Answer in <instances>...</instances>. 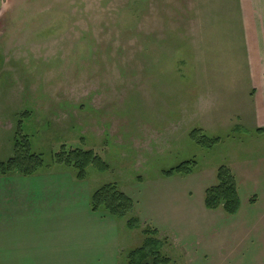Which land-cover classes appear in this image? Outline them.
Instances as JSON below:
<instances>
[{
  "label": "rangeland",
  "instance_id": "1",
  "mask_svg": "<svg viewBox=\"0 0 264 264\" xmlns=\"http://www.w3.org/2000/svg\"><path fill=\"white\" fill-rule=\"evenodd\" d=\"M251 91L237 0H3L0 160L18 129L43 159L32 174L0 175V194L18 195L0 200L3 264H66L68 247L111 241L125 264L145 226L164 240L166 264H264L246 238L264 226ZM194 128L219 140L202 146ZM62 145L107 167L78 178L54 159ZM185 161L190 173L164 174ZM222 165L237 185L233 214L204 204ZM107 183L132 199L126 216L92 209Z\"/></svg>",
  "mask_w": 264,
  "mask_h": 264
},
{
  "label": "trees",
  "instance_id": "2",
  "mask_svg": "<svg viewBox=\"0 0 264 264\" xmlns=\"http://www.w3.org/2000/svg\"><path fill=\"white\" fill-rule=\"evenodd\" d=\"M16 132L13 142V152L6 160H0V175L17 170L23 175L34 173L43 164L40 154L32 153L29 149L28 139ZM256 131H261L258 128ZM189 136L202 146H211L216 143L218 137L206 136L201 128H194ZM54 159L57 163L71 166L76 171L78 178L85 177L86 167L90 164L99 170L107 167L102 158L91 149L66 148L64 145L55 153ZM194 161H185L174 168L166 170L165 175L176 173L188 174L192 171ZM217 183L205 190L204 204L208 209L222 206L226 213L233 214L239 207V195L235 177L227 166H220L216 173ZM92 209L103 208L106 213L122 218L126 216L133 207L132 199L122 192L116 184L107 183L97 188L91 195ZM126 226L130 229L141 227L137 217H129ZM143 239L141 244L126 253L125 264H166L169 257L161 253L163 241L157 237L156 228L145 226L142 228Z\"/></svg>",
  "mask_w": 264,
  "mask_h": 264
},
{
  "label": "crops",
  "instance_id": "3",
  "mask_svg": "<svg viewBox=\"0 0 264 264\" xmlns=\"http://www.w3.org/2000/svg\"><path fill=\"white\" fill-rule=\"evenodd\" d=\"M237 6L240 13L246 66L252 90L249 92L252 122H254L255 130L261 129L260 134L264 133V0H237ZM250 168L252 169L251 180L253 183L260 180L264 181V163L251 164ZM254 194L256 195L257 192ZM13 196L18 197L17 194H0V200L4 197ZM261 199L264 200V193ZM261 199L257 197L251 201ZM261 216L264 217V213ZM255 228L257 230L252 237H250L252 234L250 229L249 233L246 232V238L264 250V226ZM68 248L69 251L65 253L66 256L62 257L66 264H120L121 262L118 254L119 249L112 241L109 243H77ZM64 251L66 252L67 249ZM0 264H3L1 252ZM217 264L224 263L219 261Z\"/></svg>",
  "mask_w": 264,
  "mask_h": 264
},
{
  "label": "flooded vegetation",
  "instance_id": "4",
  "mask_svg": "<svg viewBox=\"0 0 264 264\" xmlns=\"http://www.w3.org/2000/svg\"><path fill=\"white\" fill-rule=\"evenodd\" d=\"M2 2H3V0H0V8H1V6H2Z\"/></svg>",
  "mask_w": 264,
  "mask_h": 264
}]
</instances>
